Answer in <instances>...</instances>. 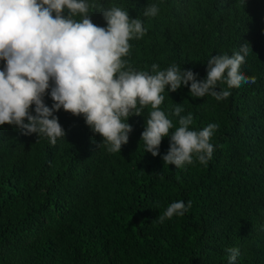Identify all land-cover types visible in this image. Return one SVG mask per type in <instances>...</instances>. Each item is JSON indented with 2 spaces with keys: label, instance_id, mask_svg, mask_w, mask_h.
Masks as SVG:
<instances>
[{
  "label": "trees",
  "instance_id": "trees-1",
  "mask_svg": "<svg viewBox=\"0 0 264 264\" xmlns=\"http://www.w3.org/2000/svg\"><path fill=\"white\" fill-rule=\"evenodd\" d=\"M174 1L180 5L169 3V18L161 0H94L90 18L106 27L99 10L113 5L139 18L147 32L129 42L124 59L126 67L150 74L153 63L160 70L175 64L202 80L211 56L250 45L241 72L255 76V84L227 89L218 82L231 92L220 101L192 97L186 86L163 93L170 133L179 126L171 114L177 104L181 115L192 114L191 129L219 125L211 160L164 164L170 136L159 155L146 152L141 133L150 106L128 118L133 131L120 153H109L82 116L63 109L54 113L65 130L55 146L2 125L0 264H229L232 247L240 253L235 264H264V0H229L226 15L219 2ZM152 4L158 15L144 16ZM44 102L53 103L47 95ZM176 201L191 207L160 223Z\"/></svg>",
  "mask_w": 264,
  "mask_h": 264
},
{
  "label": "clouds",
  "instance_id": "clouds-1",
  "mask_svg": "<svg viewBox=\"0 0 264 264\" xmlns=\"http://www.w3.org/2000/svg\"><path fill=\"white\" fill-rule=\"evenodd\" d=\"M161 1L167 2L161 7L167 16H174L169 3L180 4ZM207 2H219L225 15L233 7L229 0ZM97 8L94 0H0V60L4 61L0 70V126L13 125L22 135L47 137L55 146L65 130L54 113L63 109L82 116L109 153H120L133 131L128 118L140 116L150 106L141 133L145 151L153 157L159 155L163 138L170 136L168 151L162 156L164 164L182 168L193 164L194 157L207 164L214 152L210 141L219 125L209 123L202 130H193L192 114L181 115L184 108L177 104L171 114L179 118V126L170 133L173 122L160 107L165 100L163 93L186 86L192 97L210 95L220 101L231 95L227 89L255 84V76L241 72L250 45L244 42L231 56H211L202 80L192 70H181L175 64L160 70L153 63L154 74L135 71L126 67L124 57L132 47L129 42L145 36L143 22L113 5L99 10L106 22V27H101L90 18ZM158 13V5L152 4L143 15L155 17ZM221 81L227 89H218ZM46 95L53 102L51 107L44 102ZM190 207L191 201L187 207L183 201L172 202L158 220L163 223L183 216ZM226 251L229 264H235L239 250L232 247Z\"/></svg>",
  "mask_w": 264,
  "mask_h": 264
}]
</instances>
